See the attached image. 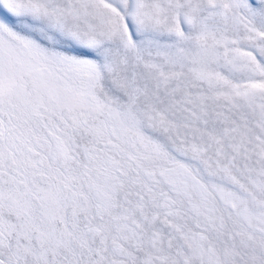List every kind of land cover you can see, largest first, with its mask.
<instances>
[{"label": "snow or ice", "instance_id": "obj_1", "mask_svg": "<svg viewBox=\"0 0 264 264\" xmlns=\"http://www.w3.org/2000/svg\"><path fill=\"white\" fill-rule=\"evenodd\" d=\"M0 264H264V0H0Z\"/></svg>", "mask_w": 264, "mask_h": 264}]
</instances>
